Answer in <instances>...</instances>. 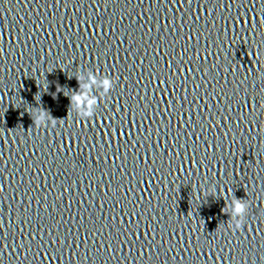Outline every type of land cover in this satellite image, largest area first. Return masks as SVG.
<instances>
[{
    "label": "clouds",
    "instance_id": "obj_1",
    "mask_svg": "<svg viewBox=\"0 0 264 264\" xmlns=\"http://www.w3.org/2000/svg\"><path fill=\"white\" fill-rule=\"evenodd\" d=\"M97 75H100L99 72L94 73L92 70L85 69L84 71L78 73L75 77L78 82V89L73 90L72 94L69 96L70 110L71 112H74L80 120H90L96 114L98 103L108 97L109 93L114 88L115 80L112 77L103 75L104 79L98 82L96 79ZM97 85L100 89H102L103 95L93 94V89ZM59 90L60 89H58V91ZM30 114L34 125L37 128L47 126L48 124L55 127L57 123H60L61 125L64 123L63 119L53 118L47 110L41 107H37ZM230 204L232 207L231 215L234 219L235 229L239 230L245 222L247 208L249 205L240 199L234 198L231 199ZM228 208L229 205L226 204L222 211L229 214L227 212ZM236 217H240L241 219H235ZM232 225H229V228H231Z\"/></svg>",
    "mask_w": 264,
    "mask_h": 264
}]
</instances>
